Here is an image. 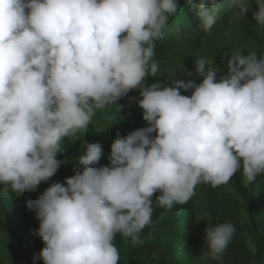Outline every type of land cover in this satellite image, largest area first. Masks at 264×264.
I'll return each instance as SVG.
<instances>
[{
    "label": "clouds",
    "instance_id": "1",
    "mask_svg": "<svg viewBox=\"0 0 264 264\" xmlns=\"http://www.w3.org/2000/svg\"><path fill=\"white\" fill-rule=\"evenodd\" d=\"M186 2L210 32L219 0ZM255 4L264 26V0ZM178 11V0H0V193L35 192L59 170L65 139L133 90L148 125L117 132L107 166L97 167L102 144L84 143L75 174L27 202L44 244L34 261L119 264L116 237L141 243L154 204L169 211L199 184L217 188L240 172L247 188L264 175V56L235 49L225 73L199 58L185 73L199 83L146 86ZM249 11L242 0L233 19ZM234 234L231 222L208 221L203 254L220 260Z\"/></svg>",
    "mask_w": 264,
    "mask_h": 264
},
{
    "label": "trees",
    "instance_id": "2",
    "mask_svg": "<svg viewBox=\"0 0 264 264\" xmlns=\"http://www.w3.org/2000/svg\"><path fill=\"white\" fill-rule=\"evenodd\" d=\"M241 2L219 0L216 9L209 4L216 24L210 32H205L200 28L197 13L186 0H178L180 11L170 17L162 39L156 42L154 59L158 61V71L155 76L149 75L146 86L157 82L171 86L172 81L181 78L199 83L195 75H185L194 74V63L199 58H206L209 67L216 66L225 73L228 55L235 49L245 55L255 51L258 56H264V26L256 25L252 15L258 10L255 0H247L250 11L246 16L233 19ZM139 96L138 90L129 92L117 102L120 111L115 106L98 110L87 130L71 138L75 142L66 138L62 143L64 150L56 157L61 161L59 170L35 192L21 195L9 192L7 196L0 193V264H43L42 260L33 259L44 244L35 234L39 221L35 211L27 208V202L36 200L52 183H63L75 174L73 169L77 157L85 151L84 143H101L104 157L97 167L107 166L117 132L126 136L148 126L138 106ZM242 179L237 172L228 184L217 188L199 184L186 204L175 205L169 211L154 204L152 223L141 232V243L134 245L131 238L116 237L119 264H264V175L247 188ZM208 221L213 226L224 222L235 226L232 241L220 260L203 254L207 251L204 233Z\"/></svg>",
    "mask_w": 264,
    "mask_h": 264
},
{
    "label": "rangeland",
    "instance_id": "3",
    "mask_svg": "<svg viewBox=\"0 0 264 264\" xmlns=\"http://www.w3.org/2000/svg\"><path fill=\"white\" fill-rule=\"evenodd\" d=\"M216 9V8H215Z\"/></svg>",
    "mask_w": 264,
    "mask_h": 264
}]
</instances>
